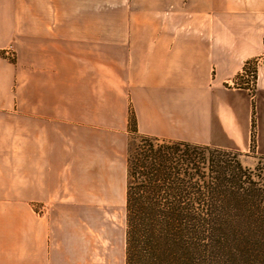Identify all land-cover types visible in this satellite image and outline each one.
Instances as JSON below:
<instances>
[{"label": "crops", "instance_id": "crops-1", "mask_svg": "<svg viewBox=\"0 0 264 264\" xmlns=\"http://www.w3.org/2000/svg\"><path fill=\"white\" fill-rule=\"evenodd\" d=\"M100 2L0 0V264H124L130 114L139 135L250 147L230 84L253 29L219 20L264 0Z\"/></svg>", "mask_w": 264, "mask_h": 264}, {"label": "trees", "instance_id": "trees-1", "mask_svg": "<svg viewBox=\"0 0 264 264\" xmlns=\"http://www.w3.org/2000/svg\"><path fill=\"white\" fill-rule=\"evenodd\" d=\"M129 127L137 134L133 114ZM259 165L250 170L224 148L139 135L127 149L124 264H264Z\"/></svg>", "mask_w": 264, "mask_h": 264}, {"label": "rangeland", "instance_id": "rangeland-1", "mask_svg": "<svg viewBox=\"0 0 264 264\" xmlns=\"http://www.w3.org/2000/svg\"><path fill=\"white\" fill-rule=\"evenodd\" d=\"M109 1L111 2L112 0ZM219 1L222 7L228 6L234 8L238 7L239 5H245L244 2H246L247 0ZM144 4L146 3L144 2ZM144 4H138V0H136V4H132V7L130 6V8L139 7L142 9V7H145ZM100 5V0H94V8L99 9ZM256 5H258L260 9H264L263 3H257ZM114 10L115 8H112L110 4L109 12H112ZM253 14H255V12ZM263 16L264 12L257 13L253 15V18L246 19L244 17H239V12H237V10L222 9L219 20L220 27L222 29L236 27L237 29L244 30L245 28H249L250 24V27H252L253 29V37L251 43L254 52L257 51L256 53L258 55L247 59L243 63L240 71L237 73V75L234 77L230 84V87L236 90L245 91L246 94L251 98L250 108H248L247 113H245L246 117H250V147L246 152L238 151L232 145L228 146V148H224L227 149L229 153L237 156L241 164L244 167L249 168L250 170H253L256 166L259 165V163H262L264 165V94L257 91V67L259 65L264 64V18L262 19ZM238 43L239 42L236 41L234 45H237ZM8 56H14V53L9 51ZM195 132L196 131L192 129H190L189 131L190 135L194 134ZM138 136L139 134H132L130 136L128 147L131 148V151L136 150V148L138 147ZM260 158L263 160L260 161ZM116 214L119 222H125V209L118 211V213Z\"/></svg>", "mask_w": 264, "mask_h": 264}]
</instances>
